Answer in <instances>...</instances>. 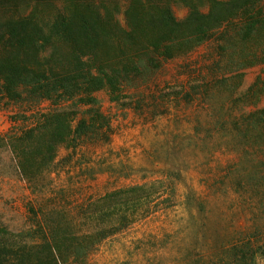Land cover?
<instances>
[{
    "label": "trees",
    "instance_id": "16d2710c",
    "mask_svg": "<svg viewBox=\"0 0 264 264\" xmlns=\"http://www.w3.org/2000/svg\"><path fill=\"white\" fill-rule=\"evenodd\" d=\"M21 2L0 0V110L14 126L0 134V146L10 148L32 197L20 228L0 212V264H99L93 258L108 240L174 205L169 174L78 200L68 194L74 178L96 176L92 154L116 135L103 91L122 112L143 118L148 110L159 115L158 106L166 113L196 103L210 113L207 123L197 118L194 133L207 132L204 144L213 139L215 150L236 155L225 178L254 210L250 228L216 264H257L264 251V81L244 84L247 70L264 64V0ZM174 4L188 8L184 18ZM205 46L200 78L184 69L185 83L158 88L168 63Z\"/></svg>",
    "mask_w": 264,
    "mask_h": 264
},
{
    "label": "rangeland",
    "instance_id": "374dc122",
    "mask_svg": "<svg viewBox=\"0 0 264 264\" xmlns=\"http://www.w3.org/2000/svg\"><path fill=\"white\" fill-rule=\"evenodd\" d=\"M19 5L24 6L21 0ZM15 3L5 5L7 8ZM3 8L0 5V9ZM178 18L188 8L174 4ZM211 46L201 47L188 60L168 63L159 73L158 88L185 83L190 78L185 70L200 78L197 70L206 67ZM186 64L192 68H186ZM185 69V70H184ZM264 81V64L246 72L244 89L257 78ZM103 109L113 118L116 135L110 144L98 146L92 154L93 178L71 180V197L76 194L102 195L119 186L150 182L166 176L176 185L174 205L132 225L108 240L93 258L99 264H216L218 258L250 228L254 210L237 194L225 178V169L236 155L224 149L215 150L213 139L204 144L194 133L198 117L210 121L209 112L201 105H182L166 109L158 106L159 115L148 110L146 118L133 111L122 112L100 93ZM261 105H264V95ZM207 121V122H206ZM14 128L8 111L0 110V134ZM213 135L217 136L214 132ZM62 173L60 185L66 183ZM58 186V185H57ZM2 190H5L2 191ZM6 193V194H5ZM2 196L6 197L3 198ZM32 195L17 173L16 160L10 148L0 146V212L15 218L13 226L26 222V202ZM17 200L14 207L11 200ZM264 217V214H260ZM264 264V251L256 258Z\"/></svg>",
    "mask_w": 264,
    "mask_h": 264
}]
</instances>
